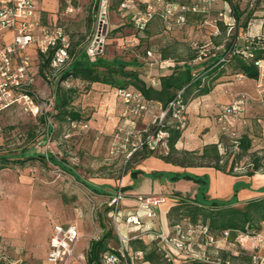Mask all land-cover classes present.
Listing matches in <instances>:
<instances>
[{
    "label": "rangeland",
    "instance_id": "1",
    "mask_svg": "<svg viewBox=\"0 0 264 264\" xmlns=\"http://www.w3.org/2000/svg\"><path fill=\"white\" fill-rule=\"evenodd\" d=\"M66 1V8L58 10L56 20L52 19L51 22H57L64 28L70 47L73 44L85 46L95 20L94 2ZM245 6L246 2L243 7ZM247 8L252 12V22L258 23L264 18V0H256L253 6L249 4ZM213 10L210 19L207 17L208 22L204 21L205 25L202 26H199L197 18L191 14L189 22L182 28L167 31L161 20L156 18L147 30L138 31L129 23V18L112 8L108 15L110 29H120L110 32L102 54L108 57L118 55L123 59L136 57L144 65L141 71L143 77L155 83L158 74L163 70L158 67L157 61L163 51L173 52L179 57H187L194 51L202 53L203 56L214 51L210 42L213 39L210 35V21L216 15ZM246 17L247 15L240 19V31L244 30ZM258 31L260 30L252 33ZM225 38L226 35H223L213 40L222 42ZM147 50H151L152 55ZM224 68L222 79L216 80L212 85L213 88L218 87L215 96L217 102L222 108L237 98L244 99L242 116L234 120L235 134L249 131L253 138V149L264 153V65L258 79L248 78L243 74L236 75L229 65ZM202 70V67H198L195 72L198 75ZM60 84L64 88L72 86L77 89L72 106L81 112V120H77L74 126L70 121L50 116L53 124L50 146L39 147L37 142L47 133V122L41 119V116L46 118L45 114L35 115L24 104L14 103L0 111V154H15L24 147L39 152L47 150L65 161L81 178L104 185V193L94 192L71 172L51 160L34 158L24 164L16 159L10 160L0 169V264H51L46 259L47 240L55 220L78 224L82 235L76 252L84 250L87 256L91 241L102 237L108 229L112 230V235L106 238L109 247H118L117 226L111 211V202L120 187L125 195L124 176L131 167L138 166L135 162H128L131 155L127 156L126 152L118 155L110 153L114 130L124 120L125 105L105 84L88 85L85 81L74 78L64 79ZM55 85L52 72L47 70L45 74L39 73L34 88L40 98L45 99L53 97ZM154 110L159 113L160 107L155 106ZM208 115L204 113L201 117L206 118ZM149 119V115L138 119L139 126H143ZM218 124L222 131L221 123ZM202 128L204 133L207 127L203 124ZM243 170L245 169L242 167L236 169L238 176L243 178L237 181L246 180L252 183L253 179L244 175ZM259 173L263 175L259 177L260 180H254L255 187L264 181V167ZM233 190L234 186L231 193ZM231 193L229 192L228 197ZM161 194L167 200L166 193ZM239 195L241 198L244 196L243 193ZM120 206L122 207V201ZM155 219L157 222V217ZM120 223L119 228L123 230V224H127L126 217H122ZM151 228L155 232L161 230L159 224ZM180 230L186 235L185 251L167 249L170 256L165 255L173 264H188L186 254L199 255L203 252L210 260L216 261L220 255L219 250L222 249L239 256L238 259L228 258L230 264H245L248 256L252 257L253 264H264V225L259 233L240 234L234 241H228L225 236L214 241L208 240L201 231V225L192 226L186 220L180 226L169 225L166 232L177 236ZM144 237L149 241L153 236L150 233ZM154 239L162 247L158 239ZM76 262L74 259L67 264H77Z\"/></svg>",
    "mask_w": 264,
    "mask_h": 264
},
{
    "label": "trees",
    "instance_id": "2",
    "mask_svg": "<svg viewBox=\"0 0 264 264\" xmlns=\"http://www.w3.org/2000/svg\"><path fill=\"white\" fill-rule=\"evenodd\" d=\"M179 3L189 2L190 0H172ZM250 6H253L256 0H247ZM76 3V0L74 1ZM122 0H110L109 13L112 8H116L119 12L129 18V23L133 25L138 31L148 29L151 22L159 18L164 25L161 11L158 10L154 17L148 24L140 29L137 28L131 19V14L121 8ZM220 2V6L217 3ZM213 3L208 12L202 10L187 13L186 23L177 28H182L189 22L192 16L197 18L200 23L199 26L205 25L204 21L207 17L210 19L212 10L216 13L213 18H216L220 12L229 14L230 4L227 0H219ZM239 17L237 1L232 3ZM67 6L66 0H59V10H63ZM251 10L246 14V21L244 30L238 34L250 30L251 25ZM212 18V19H213ZM211 19V20H212ZM248 22V25H247ZM211 23V21H210ZM217 26L220 29V34H213V23H211L210 35L213 39H218L226 35V40L222 42H214L212 46L214 51L206 53L199 59L200 52L194 51L187 57H179L173 52L163 51L161 57L158 58V67H163L160 60H170L167 66L171 69L170 72L159 73L155 83L150 82L143 77L141 71L144 67L142 62H139L136 57L132 59H123L118 55L108 57L104 54H99L95 57L88 55L85 46L72 45L69 48V59L66 65L60 70L55 79L56 85L54 86L55 105L50 116H56L60 120L70 121L81 120L82 114L79 110L72 106L77 89L75 87L64 88L61 86V81L64 79L74 78L85 81L88 85L100 83L105 84L111 88L115 95L118 88H128L140 90L144 99L152 105L161 103L165 108L169 101H171L179 91L182 90V96L185 103L189 102L198 95L209 93L213 87L214 82L224 74L225 66L229 65L236 75L243 74L248 78L258 79L261 73V68L264 65V43L258 45L253 43L251 48H247V43L241 40L237 45L240 48L239 52H234L235 46L233 45V38L235 34H229L227 19L221 17L217 21ZM120 28L116 27L110 29L111 33L118 31ZM108 34V35H109ZM149 50H147L148 52ZM151 51V50H150ZM253 52L254 57H247L248 52ZM54 49L50 48L45 53L37 55L38 62L35 65L37 69V77L39 73L45 74L47 70L51 71V58ZM222 55H226L225 61H220ZM174 58V59H171ZM262 60V66L257 64V61ZM202 67L201 73L198 75L195 69ZM120 97V96H119ZM121 98V97H120ZM221 108V107H220ZM216 113L218 121L220 109ZM170 118L169 115L166 116ZM41 119L47 122V119L41 116ZM219 122V121H218ZM170 131L169 136V149L165 152H157L158 156L164 161L187 166H210L224 173L230 175H239L236 171L238 167H242L243 174L253 176L255 173L260 172L264 167V153L259 150L253 149V138L249 131H243L241 134H233L234 128L223 129L221 131L220 139L218 142L205 144L201 151L179 149L176 143L181 136L182 128L177 127V122L169 123L165 126ZM53 124L47 122V132L52 134ZM115 131V130H114ZM228 135V136H227ZM45 135L37 142V145L42 144ZM113 139V135H112ZM36 147V146H35ZM153 154V151L148 148L140 149L134 152L129 158L128 162L138 163L140 160ZM40 158L51 160L53 163L64 167L67 171L71 172L77 179L82 181L91 190L97 193H104V186L90 182L81 178L71 167L66 165L65 161L58 159L56 155L51 153L39 152L32 150L30 147H24L19 152L0 154V169L5 167L6 164L13 159L19 160L24 164L29 159ZM144 173L150 176H165L172 181L178 179H191L198 183V190L193 197L179 196L174 205H172L167 212L169 225H179L184 221L192 226H205L207 233L205 234L208 240L214 241L219 237H224L228 241H234L240 234L254 235L263 229L264 225V194L251 197L245 200L239 199L238 192L241 188H251V183L247 181H237L234 185L233 194L228 198L211 197L208 194L210 178L208 174H194L188 171L181 172H165V171H151L145 172L135 167L130 168V173L135 178L138 173ZM128 187V186H125ZM264 192V186L258 189ZM181 231V230H180ZM112 235V230L108 229L106 233L97 239H93L90 243L87 256L82 261H77V264H103V257L106 252L119 253L118 248H111L106 240L107 236ZM127 251L131 254V259L139 264L147 262L148 264H173L166 258L165 249L156 244L154 237L151 240H145L143 234L138 233L131 235L127 243ZM138 251L142 252V256H137ZM219 257L216 261L205 260L187 256L188 264H226L230 261L228 258L238 259L239 256L228 252L224 249L219 250ZM219 260V261H218ZM245 264H253L251 256L247 257Z\"/></svg>",
    "mask_w": 264,
    "mask_h": 264
},
{
    "label": "built area",
    "instance_id": "3",
    "mask_svg": "<svg viewBox=\"0 0 264 264\" xmlns=\"http://www.w3.org/2000/svg\"><path fill=\"white\" fill-rule=\"evenodd\" d=\"M96 8L95 20L92 32L86 45V51L91 57L102 54L105 49L107 37L110 31L108 18L110 0H92ZM219 0H190L179 3L172 0H122L121 8L131 14V19L137 28H144L160 10L164 21L165 30L171 31L183 26L187 21V13L202 10L208 12L213 3ZM230 4L229 14L220 12L213 23V34H220L217 21L224 17L227 19L229 34H235L233 38L234 52H239L237 47L241 40L247 43V48H251L253 43L262 45L264 43V30L252 33L251 30L238 34L239 17L232 3L237 0H227ZM252 1V0H249ZM205 22H208L205 19ZM6 31L12 33L10 40L0 44V111L14 104L22 103L25 108L33 114H45L47 122L51 124L50 114L55 105V98L49 97L41 99L34 85L37 82V57L33 58L29 48L36 50V55L45 53L50 48L54 49L51 58L52 77L56 78L60 70L66 65L69 59L70 41L64 28L56 22L44 23L37 0H0V39L4 40ZM149 55L152 52L148 51ZM205 54V53H204ZM247 57H254L253 52H248ZM202 57V53L199 59ZM226 55H222L220 61H225ZM164 66L170 64V60H160ZM262 66V60L257 61ZM118 96L121 97L125 110L124 120L115 128L113 139L110 145V153L118 155L125 153L127 156L134 152L148 148L154 152H167L169 149L170 131L165 126L172 122H177L178 128L185 127L187 123V104L182 96V90L169 101L164 108L161 103L155 106L160 107V112H155V106L144 99L140 90L118 88ZM244 109V99L237 98L233 102L223 106L220 110L218 121L223 129L234 128V120L242 116ZM145 115L150 119L143 126H139L140 120ZM167 115L170 118L167 119ZM72 125H76L77 120H71ZM87 126V124H82ZM235 134V132H233ZM52 134H45L42 146H50ZM45 147V148H46ZM44 151V150H42ZM45 153H49L47 150ZM121 187L111 202L112 214L115 219L118 234V250L116 252H106L103 257V264H139L131 259V254L127 251V243L130 236L124 232L119 225L122 220L120 203L124 198ZM137 211L130 213L126 217L129 225H141L142 218L153 219L157 216V207L166 201V196L161 193L137 194ZM207 227L201 226L202 233H207ZM153 237L166 250V256H170L172 251H185L186 235L179 231L177 236H172L164 230L155 232L153 228H148ZM78 225L72 223L54 224L48 250V260L52 263L67 264L72 260L82 261L85 254H76L75 247L79 241ZM168 249V250H167ZM137 256H142L138 251ZM186 256L208 260L209 256L205 252L199 255L186 254ZM219 261V260H218ZM142 264H148L143 262ZM226 264H230L226 261Z\"/></svg>",
    "mask_w": 264,
    "mask_h": 264
},
{
    "label": "crops",
    "instance_id": "4",
    "mask_svg": "<svg viewBox=\"0 0 264 264\" xmlns=\"http://www.w3.org/2000/svg\"><path fill=\"white\" fill-rule=\"evenodd\" d=\"M39 9L42 14V20L44 23H49L47 20L51 22L52 19L56 20V14L59 10V0H37ZM248 4L247 0H237L238 12L240 14V19L244 18L245 15L248 13L249 9L247 6L243 7L244 3ZM220 3V2H218ZM222 4V3H220ZM241 4V6L239 5ZM252 20V19H251ZM257 20V19H254ZM57 23V22H56ZM250 30L257 31V30H264V18L260 19L258 23L250 22ZM12 38V33L10 31H6L4 34V40L0 39V44L3 41L10 40ZM29 52L32 54L33 58H36V50L33 47L29 48ZM164 67V68H163ZM162 67V73L169 72L170 68L167 66ZM161 68V67H159ZM222 75L217 79H222ZM157 84V83H155ZM218 87H214L209 93L198 95L194 97L188 104L187 107V126L182 128L181 136L179 137L176 146L179 149H188V150H199L201 151L205 144L218 142L221 135V130L216 119V113L218 112L221 105L217 102L216 99V91ZM204 113L209 114L206 118L201 117L204 116ZM205 124L207 130L203 132L204 128L202 125ZM159 153V152H158ZM157 152L153 151V154L150 156L145 157L144 159L140 160L137 164L138 166L135 167L137 169L143 170L145 172L151 171H165V172H181V171H188L194 174H208L210 177V184L208 194L211 197H220V198H227L229 196V192L231 193V189L233 188L235 182L237 180L243 179L240 176L230 175L227 173L222 172L214 167L210 166H187L182 167L180 165H175L169 162L164 161L162 158L158 156ZM263 174L257 172L253 176H249V179H253L251 183V188H241L238 192L239 199L245 200L251 197L261 195V191H259V187L264 185V179L262 178V184L260 186H254V180L261 177ZM165 177V176H164ZM163 176L151 178L145 177V174L140 172L137 174L135 178L131 175L130 171L127 175L124 176L125 178V196L122 200V207H121V214L122 217H127L128 214L132 212H136L138 205L136 200L137 194H151V193H163L165 192L167 195V200L162 203L159 207H157V222L156 217L153 219H148L147 217L142 218L141 225H128L123 224V231L126 232L128 235H134L141 233L144 236H149L150 232L148 228L156 227V224L160 225V229L166 231L169 229V221L167 217V212L169 211L170 207L175 204L177 198L179 196H190L193 197L198 190V183L191 179H178L176 181H170L167 177L164 179ZM246 181V180H245ZM256 181V180H255ZM251 182V181H250ZM94 183V182H93ZM96 184V183H95ZM100 185V184H98ZM104 186V185H103ZM105 188V186L103 187ZM141 189V190H140ZM95 192V191H94ZM97 193V192H96ZM240 193H243V198L240 197ZM233 192L230 194V196ZM60 223H72V221H60L55 220L54 224ZM78 225V224H77ZM152 225V226H151ZM79 229V241L81 237V230ZM53 230V228H52ZM52 233V231H50ZM51 233L48 237L47 244L48 249L46 253V259L48 260V250H49V242ZM76 244L75 252L77 246ZM76 254H85L84 250H79ZM49 262V260H48ZM51 264H55L49 262Z\"/></svg>",
    "mask_w": 264,
    "mask_h": 264
}]
</instances>
